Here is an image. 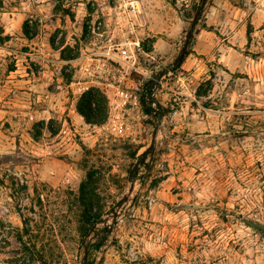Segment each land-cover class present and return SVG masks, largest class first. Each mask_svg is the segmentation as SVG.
Instances as JSON below:
<instances>
[{
  "label": "rangeland",
  "instance_id": "rangeland-1",
  "mask_svg": "<svg viewBox=\"0 0 264 264\" xmlns=\"http://www.w3.org/2000/svg\"><path fill=\"white\" fill-rule=\"evenodd\" d=\"M131 1L0 0V264L26 242L34 264H264V0H228L226 29L207 0L187 69L202 0H136L137 19ZM90 87L100 125L76 108ZM89 171L101 221L84 236Z\"/></svg>",
  "mask_w": 264,
  "mask_h": 264
},
{
  "label": "trees",
  "instance_id": "trees-1",
  "mask_svg": "<svg viewBox=\"0 0 264 264\" xmlns=\"http://www.w3.org/2000/svg\"><path fill=\"white\" fill-rule=\"evenodd\" d=\"M30 20H26L23 25L24 33L27 37L32 38L35 34L30 30ZM253 31V25L251 23L247 26V33L250 38V35ZM10 36H0V41L9 39ZM146 52L150 50L145 49ZM191 53V50L188 48L183 60L178 62L173 68H179L185 61L186 57ZM69 58H72L69 56ZM149 98L150 102L147 101ZM152 102H157V100L152 96V90L144 91L141 97L142 107L148 114H154L155 118L159 120L164 116V108L159 104L158 111L151 106ZM77 111L81 114L85 121L91 125H100L103 124L108 116V98L105 93L97 87H90L85 90L79 97L77 103ZM148 153L144 152L139 156V161L143 162L144 158ZM132 155L136 157L137 152H133ZM134 176V175H133ZM92 171H89L87 174V179L81 184V204H82V215H83V224H82V234L87 235L94 227L95 222L101 221L100 208L97 207L95 203L94 194L95 191L92 189ZM99 209V210H98ZM99 211V212H98ZM93 217V218H91ZM253 228L258 230L264 236V225L259 222H254ZM22 240V235L20 236ZM103 239V238H102ZM24 256L23 258H16L15 260L10 261L9 264H34L35 260H38V252L36 250L35 244L24 243Z\"/></svg>",
  "mask_w": 264,
  "mask_h": 264
},
{
  "label": "crops",
  "instance_id": "crops-1",
  "mask_svg": "<svg viewBox=\"0 0 264 264\" xmlns=\"http://www.w3.org/2000/svg\"><path fill=\"white\" fill-rule=\"evenodd\" d=\"M213 2H214V4L213 5H210V7L207 9L208 10V17H209L207 19V23L209 25L215 24L216 25V29H219V26L218 25H222V29L223 28L226 29L227 22L229 23L230 20H227V19H225L223 17L225 20L224 21H221V20H219V17L224 16L225 12H224L223 8L226 7L225 5L227 4L228 0H214ZM259 10H264V9L262 7H258L257 10L254 13V17L255 16H258L261 13ZM181 25H183V26L185 25V21L184 20H181ZM253 25H254V29L256 31L260 27L259 26L260 24H255L254 23ZM242 30L245 31L244 30V27L241 29V31ZM202 33H201V35H203ZM257 33H258V31H257ZM174 39L175 38H173V40ZM158 43H157V45H158ZM182 67L185 68V69H187V59L184 61Z\"/></svg>",
  "mask_w": 264,
  "mask_h": 264
},
{
  "label": "built area",
  "instance_id": "built-area-1",
  "mask_svg": "<svg viewBox=\"0 0 264 264\" xmlns=\"http://www.w3.org/2000/svg\"><path fill=\"white\" fill-rule=\"evenodd\" d=\"M138 1L134 0V1H131L129 3L130 5V9H131V12L133 14V16L137 19L138 18V12H139V4L137 3ZM130 43H134V47L137 48V49H141V43H140V40H136V41H131ZM134 48V49H135ZM133 49V53H129L127 50H122V54L120 55V58L124 60V62L126 64H129V67H131L133 70L135 71H139V68L136 66V54H135V51ZM132 64V65H131ZM124 94V93H123ZM153 105H157V102H152L151 103V106ZM154 108V106H152ZM155 109V108H154ZM156 111V109H155ZM148 114V113H147ZM151 117H153L154 114H149Z\"/></svg>",
  "mask_w": 264,
  "mask_h": 264
},
{
  "label": "water",
  "instance_id": "water-1",
  "mask_svg": "<svg viewBox=\"0 0 264 264\" xmlns=\"http://www.w3.org/2000/svg\"><path fill=\"white\" fill-rule=\"evenodd\" d=\"M207 0H202V3L201 5L199 6V8L197 9L196 13H195V16L193 18V22L191 24V27L190 29L188 30L187 32V35H186V39L184 41V45L181 49V52L179 54V56L177 57V59L175 60V65L178 63V62H181L188 50V46H189V42H190V38L194 32V28L196 27L197 23H198V20H199V16L201 14V12L203 11V8L206 4ZM152 149V146L149 148V150L146 151V153H149L150 150ZM137 169V166L133 169L132 173H134ZM87 255V248H86V254H85V259H86V256Z\"/></svg>",
  "mask_w": 264,
  "mask_h": 264
}]
</instances>
